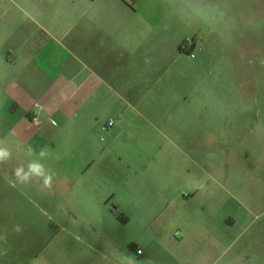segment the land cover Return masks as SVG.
<instances>
[{
	"label": "crops",
	"instance_id": "obj_1",
	"mask_svg": "<svg viewBox=\"0 0 264 264\" xmlns=\"http://www.w3.org/2000/svg\"><path fill=\"white\" fill-rule=\"evenodd\" d=\"M208 2L0 0V127H10L8 136L0 137V149L10 155L0 162L13 168L16 145L48 146L59 140L61 152L46 157L56 158L60 165L75 160L84 164L50 175L51 187L44 185L43 177L28 176L39 180V192L44 194L40 201L64 207L76 219L112 215L123 226L140 224L145 218L164 229L167 225L184 246L170 251L179 264H194L198 248L191 246L205 241L209 249L202 251L200 264L221 260L218 218L195 216L193 211L206 182L200 174L170 167L168 162L163 169L139 168L158 158L132 134L128 141L135 151L124 145L120 153L112 149L124 143L125 132L113 130L112 142L103 148L91 132L103 128L109 114H114L121 129L146 124L169 139L162 130L176 126L171 113L188 99L181 81L188 76L189 59L180 47L189 37H197L206 46V30L212 27L210 32L216 33L212 17L218 14V5ZM234 13L227 8L228 19L234 20ZM35 104L41 106L40 125L32 122ZM11 109L23 110L26 117L16 122L2 116ZM128 110L142 120L137 124L127 116ZM23 134L29 135L26 140H21ZM32 152L26 155V169L38 156ZM85 203L93 211H80L78 207ZM130 248L124 255L118 249L114 254L124 264H137L133 252L141 249ZM140 256L138 264H146L145 252Z\"/></svg>",
	"mask_w": 264,
	"mask_h": 264
},
{
	"label": "rangeland",
	"instance_id": "obj_2",
	"mask_svg": "<svg viewBox=\"0 0 264 264\" xmlns=\"http://www.w3.org/2000/svg\"><path fill=\"white\" fill-rule=\"evenodd\" d=\"M208 1L218 5V14L212 17L216 33L209 27L207 45L202 44L193 56L185 54L188 76L181 84L188 99L171 113L176 126L162 130L169 139L146 124L121 129L114 114H109L110 121L94 129L91 136L103 148L112 142L113 130H121L125 141L112 152H123L124 145L135 151L128 141V134H132L158 158V162L145 161L139 168L163 169L168 162L170 167H186L200 174L206 183L193 202V211L195 216H216L219 220L223 244L218 264H264V0ZM227 8L235 12L234 20L228 19ZM193 39L199 40L189 37L187 41ZM34 109L38 115L39 109ZM2 116L16 122L26 117L21 109H11ZM127 116L134 117L137 124L142 120L129 110ZM9 131V126L1 124L0 137H7ZM28 136L21 135V140ZM62 147L59 140L50 141L48 146L16 145L13 168L0 162V264H124L114 250L124 255L131 251L130 245L145 252L146 264H179L170 251L184 246L176 242L179 236L167 225L164 229L145 218L140 224L123 226L112 215L76 219L68 209L40 201L44 194L39 192V180L27 177L20 183L14 176L16 168L29 171L25 164L30 148L38 153L31 164L41 165L47 175L84 164L75 160L60 165L56 158L46 157L61 152ZM78 208L85 213L93 211L90 203ZM168 211L164 210L166 220ZM198 245L191 246L198 248L194 264H200L202 251L209 249L206 241ZM137 251L133 255L138 264L142 257Z\"/></svg>",
	"mask_w": 264,
	"mask_h": 264
},
{
	"label": "clouds",
	"instance_id": "obj_3",
	"mask_svg": "<svg viewBox=\"0 0 264 264\" xmlns=\"http://www.w3.org/2000/svg\"><path fill=\"white\" fill-rule=\"evenodd\" d=\"M30 151H34V149H29ZM41 154H44V151L42 150ZM10 155L9 152L0 149V161L5 160L6 158H8ZM23 168H16L14 169V176L17 178V180L20 183H25L27 180V177L30 175H34V176H40L44 178V185L46 187H51L52 184V177L50 175H45L43 168L41 165L38 164H31L29 166V171L27 173H23Z\"/></svg>",
	"mask_w": 264,
	"mask_h": 264
},
{
	"label": "built area",
	"instance_id": "obj_4",
	"mask_svg": "<svg viewBox=\"0 0 264 264\" xmlns=\"http://www.w3.org/2000/svg\"><path fill=\"white\" fill-rule=\"evenodd\" d=\"M201 46H202V44H201V42L199 40L193 39V40H190V41H186L185 45H183V48L185 50H187V52H189L190 56H193L195 50L200 49ZM35 107L38 108V109H41V106L39 104H35ZM32 122H33L34 125H40L41 124V120H40L39 115H34L33 118H32ZM112 125H113V122H110L108 124L109 127H111ZM137 253L139 255H141L142 251L138 250Z\"/></svg>",
	"mask_w": 264,
	"mask_h": 264
},
{
	"label": "trees",
	"instance_id": "obj_5",
	"mask_svg": "<svg viewBox=\"0 0 264 264\" xmlns=\"http://www.w3.org/2000/svg\"><path fill=\"white\" fill-rule=\"evenodd\" d=\"M185 43H186V42H184V43L182 44V46L180 47V50H181V52H183L184 54L189 55V52H187V50H185V49L183 48V45H185Z\"/></svg>",
	"mask_w": 264,
	"mask_h": 264
}]
</instances>
